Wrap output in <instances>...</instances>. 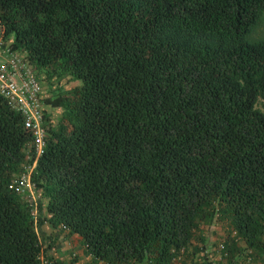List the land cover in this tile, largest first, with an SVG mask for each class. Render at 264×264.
I'll use <instances>...</instances> for the list:
<instances>
[{
  "label": "trees",
  "instance_id": "1",
  "mask_svg": "<svg viewBox=\"0 0 264 264\" xmlns=\"http://www.w3.org/2000/svg\"><path fill=\"white\" fill-rule=\"evenodd\" d=\"M263 16L264 0H0L9 48L35 74L77 81L41 98L36 225L106 264H214L189 244L214 216L242 249L264 248V36L250 38ZM31 144L0 95V264L47 255L8 188Z\"/></svg>",
  "mask_w": 264,
  "mask_h": 264
},
{
  "label": "built area",
  "instance_id": "2",
  "mask_svg": "<svg viewBox=\"0 0 264 264\" xmlns=\"http://www.w3.org/2000/svg\"><path fill=\"white\" fill-rule=\"evenodd\" d=\"M0 95L7 100L10 106L21 113L23 127L28 129L33 136V144H31L33 156L29 155L28 150L31 148L26 146L23 150L25 164L21 162V168L9 182L8 188L26 197L25 200L30 208L34 224L37 202L31 174L34 171L36 158L44 145V132L41 126L43 121L42 90L31 66L5 44L1 35ZM172 262L173 264H196L195 261L184 262L180 254H176Z\"/></svg>",
  "mask_w": 264,
  "mask_h": 264
},
{
  "label": "rangeland",
  "instance_id": "3",
  "mask_svg": "<svg viewBox=\"0 0 264 264\" xmlns=\"http://www.w3.org/2000/svg\"><path fill=\"white\" fill-rule=\"evenodd\" d=\"M264 36V16L258 25L250 33V38L257 39ZM36 77L39 81L40 86H42V97L53 98L56 94H66L74 84H77L76 80L71 79L68 76H59L55 73L46 76L45 71L41 70L36 73ZM255 106L264 112V103L258 98ZM60 108L53 107L52 109L47 107V119L46 121L51 124H56L58 118L60 117ZM22 164H25V158L22 157ZM21 168V167H20ZM36 202L38 204L37 193L35 194ZM40 204L43 205L44 200L40 199ZM39 212L38 205L36 206L35 220L33 224L34 229L37 233L38 240H40V229L39 227L45 226V221L38 227L36 225ZM199 232L195 233L191 238L189 244L194 246L202 247V255H199V251H195L198 254V258L204 257V259L209 258L207 255L211 254L212 261L214 264H264V248H246L245 243L241 238L235 235L230 224L223 219H219L214 216L210 223L200 224ZM75 245L79 244L77 236L71 234L69 238ZM264 241V237H262ZM202 241V242H200ZM43 253V252H42ZM193 252L188 249L187 254L184 255V259L190 258ZM215 258V259H214ZM210 259V258H209ZM58 261L53 259V262H49L47 255H41L40 264H57Z\"/></svg>",
  "mask_w": 264,
  "mask_h": 264
},
{
  "label": "crops",
  "instance_id": "4",
  "mask_svg": "<svg viewBox=\"0 0 264 264\" xmlns=\"http://www.w3.org/2000/svg\"><path fill=\"white\" fill-rule=\"evenodd\" d=\"M6 45H9L12 41V37L5 38ZM45 226H40V242L42 245H49L46 249L47 256L51 257L57 264H106L100 260L91 259L82 253V246L79 240V244L75 245L69 238L71 234H67V229L57 225L52 226L48 222H44ZM77 236L75 234H72ZM78 237V236H77ZM191 257V255H190Z\"/></svg>",
  "mask_w": 264,
  "mask_h": 264
}]
</instances>
